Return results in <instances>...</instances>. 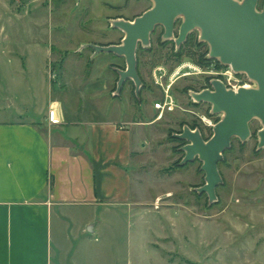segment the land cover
<instances>
[{"label": "rangeland", "instance_id": "obj_1", "mask_svg": "<svg viewBox=\"0 0 264 264\" xmlns=\"http://www.w3.org/2000/svg\"><path fill=\"white\" fill-rule=\"evenodd\" d=\"M152 6L151 0H0V120L17 119L20 102H31L33 110L46 101L45 73L55 82L51 74L57 76L76 50L83 62L72 70L79 73L92 55L98 56L92 46L122 44L125 34L114 27L115 22H133ZM263 8L264 0H259L258 10ZM164 34L157 27L150 45L137 50L145 96L137 105L142 114L136 115L147 120V103L154 107L165 100L166 92L176 108L162 117L158 114L154 126L136 128L149 136V142L132 169V211L125 208L120 215L108 216L102 235L95 236L81 255L87 264H264V149L258 141L262 124L252 121L251 138L234 139L224 153L219 164L222 184L211 202L199 191L206 183L203 163L196 159L182 164L186 142L177 136L185 128L199 131L205 141L213 136L221 116L212 114L209 104L196 103L192 94L212 90L215 80L227 84L224 74L231 67L208 58L210 47L200 42L197 30L181 46L176 44L177 34L170 41ZM193 50L205 53L210 63L195 62L187 55ZM108 56L118 85L126 61ZM23 58L31 68L29 84L19 79L13 83L7 77V63L20 65ZM105 64L103 59L99 66ZM233 77L234 85H255L245 74L234 72Z\"/></svg>", "mask_w": 264, "mask_h": 264}, {"label": "crops", "instance_id": "obj_2", "mask_svg": "<svg viewBox=\"0 0 264 264\" xmlns=\"http://www.w3.org/2000/svg\"><path fill=\"white\" fill-rule=\"evenodd\" d=\"M73 52L55 82L44 74L46 101L33 110L20 102L17 119L0 120V264H87L81 252L108 216L135 204L132 169L149 142L136 128L154 126L159 112L147 103L148 119L136 115L145 95L130 81L117 93L110 54L92 55L74 73L83 56ZM27 63H7V77L29 84ZM51 108L61 125L49 124Z\"/></svg>", "mask_w": 264, "mask_h": 264}, {"label": "water", "instance_id": "obj_3", "mask_svg": "<svg viewBox=\"0 0 264 264\" xmlns=\"http://www.w3.org/2000/svg\"><path fill=\"white\" fill-rule=\"evenodd\" d=\"M153 6L135 21H117L114 27L125 36L120 45L92 46L97 54H110L125 59L126 69L119 72L117 93L130 81L140 97L143 82L138 73L137 50L148 47L157 29H164V39L175 38L176 25L182 21L176 44L181 46L197 30L200 42L210 47L209 59L236 74H245L255 84L253 88L234 91L220 80L212 82V90L193 93L196 103L212 107V114L221 120L213 127V136L205 141L199 131L185 128L177 137L186 142L183 165L199 159L203 163L206 183L199 189L211 202L217 199L222 184L219 164L232 141H248L250 124L258 120L259 148L264 149V8L258 10L259 0H151Z\"/></svg>", "mask_w": 264, "mask_h": 264}, {"label": "built area", "instance_id": "obj_4", "mask_svg": "<svg viewBox=\"0 0 264 264\" xmlns=\"http://www.w3.org/2000/svg\"><path fill=\"white\" fill-rule=\"evenodd\" d=\"M233 73L234 71L231 69V71H228L224 74V76L228 77L227 79V84H225V86L230 89V90H234V91H237L239 90L241 87L240 85H234L232 84V80H234V77H233ZM51 79L52 80H55L56 79V75L55 74H51ZM245 86V85H244ZM154 108L159 112V117H162L163 114L165 112H173L176 108V105H175V102L174 100L172 99V97H170L167 92H166V96H165V100H162L160 102H157L155 105H154ZM207 120V119H206ZM48 122L51 126H59L62 124V120L61 118L59 117L58 115V112L56 109L54 108H51L48 112Z\"/></svg>", "mask_w": 264, "mask_h": 264}, {"label": "trees", "instance_id": "obj_5", "mask_svg": "<svg viewBox=\"0 0 264 264\" xmlns=\"http://www.w3.org/2000/svg\"><path fill=\"white\" fill-rule=\"evenodd\" d=\"M200 47H202V46H200ZM192 49V48H191ZM185 48L184 49H182V52H181V55H185ZM194 51V50H193ZM187 55L189 56V57H191L195 62H197L198 64L200 63V62H204L205 64H208V63H210V62H208V60H207V58H206V54L205 53H198V52H193V54L191 53V51L190 52H188L187 53ZM165 172H169L168 170H164V173ZM51 184H52V182H51Z\"/></svg>", "mask_w": 264, "mask_h": 264}, {"label": "flooded vegetation", "instance_id": "obj_6", "mask_svg": "<svg viewBox=\"0 0 264 264\" xmlns=\"http://www.w3.org/2000/svg\"><path fill=\"white\" fill-rule=\"evenodd\" d=\"M181 21V20H180ZM181 23H182V21L180 22V24L178 25H176V32H175V36H176V34H177V37H179V28H180V26H181Z\"/></svg>", "mask_w": 264, "mask_h": 264}, {"label": "bare ground", "instance_id": "obj_7", "mask_svg": "<svg viewBox=\"0 0 264 264\" xmlns=\"http://www.w3.org/2000/svg\"><path fill=\"white\" fill-rule=\"evenodd\" d=\"M243 88H247V89H249V88H253V87H250V86H246V87H243Z\"/></svg>", "mask_w": 264, "mask_h": 264}]
</instances>
